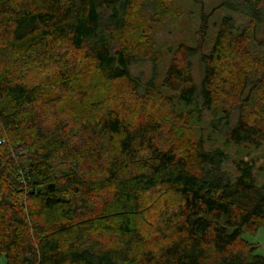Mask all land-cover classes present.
<instances>
[{"label":"trees","instance_id":"trees-1","mask_svg":"<svg viewBox=\"0 0 264 264\" xmlns=\"http://www.w3.org/2000/svg\"><path fill=\"white\" fill-rule=\"evenodd\" d=\"M176 1L203 9L196 44L163 74L154 48L145 81L139 47ZM221 7L249 24L211 36L203 0H0V264H264L255 161L189 127L207 111L225 146L264 147V0Z\"/></svg>","mask_w":264,"mask_h":264},{"label":"rangeland","instance_id":"rangeland-1","mask_svg":"<svg viewBox=\"0 0 264 264\" xmlns=\"http://www.w3.org/2000/svg\"><path fill=\"white\" fill-rule=\"evenodd\" d=\"M203 1L205 3L204 13L210 16L211 36H214L221 20L225 16L233 13L221 7L225 0ZM170 5V13L161 22L152 25V33L149 37L150 39L148 40L149 47L145 49L144 45L139 47V62L131 69L133 75L141 76L145 81L149 79L153 69L151 57L149 56H153L154 48L156 51L161 52L163 62L159 65V70L161 74H163L167 71L171 62L172 56L170 51L174 50L178 43L185 42L189 45L196 44L197 31L200 27V18L203 13L202 7L189 1L171 2ZM233 15L236 18L239 27L243 28L249 24L248 20L244 19V17L236 14ZM260 29L259 33L255 30L251 32L250 40L248 42L249 51L255 59L261 58L264 55V48L262 47V44L264 43V23ZM198 70L199 69L196 67L197 73ZM177 110L179 109L177 108ZM163 113L166 114L165 116L167 121L170 123L175 121L176 118H169L168 113ZM213 121L214 118L210 112H203L201 120H199L197 114H195L192 122L190 121L189 126L191 133L193 134V140L200 138L201 135L204 136V139L209 141L207 145L208 149H215L216 147L222 148L230 155L231 161L240 158H244L246 160L253 159L256 163V168L258 169L257 181L259 184H264V147H261L260 149H244L242 147L238 148L235 146H225L224 130L221 132L214 130L212 125ZM177 124L178 128H184L183 123L178 122ZM227 169L234 171L232 162L227 165ZM244 239L256 244L257 253L264 256V227L259 228L254 234L246 233L244 235ZM0 261L3 262L4 259L1 258Z\"/></svg>","mask_w":264,"mask_h":264}]
</instances>
